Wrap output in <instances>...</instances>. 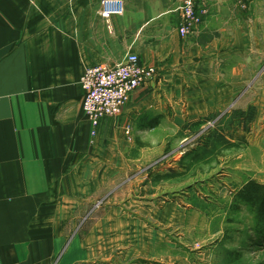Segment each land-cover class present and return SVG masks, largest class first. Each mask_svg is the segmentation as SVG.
<instances>
[{
    "label": "crops",
    "instance_id": "1",
    "mask_svg": "<svg viewBox=\"0 0 264 264\" xmlns=\"http://www.w3.org/2000/svg\"><path fill=\"white\" fill-rule=\"evenodd\" d=\"M101 1L0 0V264H214L222 230L205 203L182 202L175 176L186 157L241 159L246 145L264 184V0H198L188 38L179 0H124L109 21ZM129 54L157 75L93 136L82 75ZM233 113L252 116L254 137L216 138L217 151L185 134ZM175 128L198 147L150 140Z\"/></svg>",
    "mask_w": 264,
    "mask_h": 264
},
{
    "label": "rangeland",
    "instance_id": "2",
    "mask_svg": "<svg viewBox=\"0 0 264 264\" xmlns=\"http://www.w3.org/2000/svg\"><path fill=\"white\" fill-rule=\"evenodd\" d=\"M238 118L236 113L231 117L217 114L207 120L211 122L207 125L210 129L201 128L208 122H200L197 125L186 122L185 124L189 125L183 128H188V133L185 134L208 137L206 145H210L212 141L211 147L218 151L223 146L219 141L214 142L216 138L223 139L224 136L232 139L236 136L252 138L256 135V133L251 134L252 124H248L252 116L247 117L245 114L244 123H238ZM183 128L166 129L165 132L152 135L150 140L165 136L166 142L171 140L169 144H164L168 146L170 154L174 155L179 149L189 153L188 150H195L198 145L192 149L190 144H180L185 132ZM238 128H243L239 134H237ZM246 147L245 145L246 150L241 159H237V155L233 156L237 150H230L229 153L218 151L214 157L206 161V164L194 162L197 164L195 170L187 168L194 163L186 157L181 160L179 173L175 176V179L182 182L178 191L182 202L205 203L207 207L198 208L199 213L202 212L210 220L213 219L214 231L222 230L223 238L216 249L214 264H264V228L258 227L252 206L240 197V191L246 182L255 181L251 180L255 178L251 175L252 171L262 169V159H259L261 154L258 150Z\"/></svg>",
    "mask_w": 264,
    "mask_h": 264
},
{
    "label": "built area",
    "instance_id": "3",
    "mask_svg": "<svg viewBox=\"0 0 264 264\" xmlns=\"http://www.w3.org/2000/svg\"><path fill=\"white\" fill-rule=\"evenodd\" d=\"M197 4L198 0H179L181 25L178 32L182 38L193 36L200 30L203 20ZM98 13L106 21L123 16L124 0H102ZM156 75L157 70L143 66L136 54H129L112 66L102 64L87 68L80 83L84 91L83 111L92 126V135L96 134L103 118L120 116L131 95Z\"/></svg>",
    "mask_w": 264,
    "mask_h": 264
},
{
    "label": "trees",
    "instance_id": "4",
    "mask_svg": "<svg viewBox=\"0 0 264 264\" xmlns=\"http://www.w3.org/2000/svg\"><path fill=\"white\" fill-rule=\"evenodd\" d=\"M241 199L250 204L259 228H264V184L249 181L240 191Z\"/></svg>",
    "mask_w": 264,
    "mask_h": 264
}]
</instances>
